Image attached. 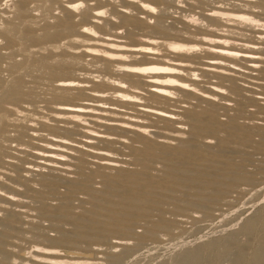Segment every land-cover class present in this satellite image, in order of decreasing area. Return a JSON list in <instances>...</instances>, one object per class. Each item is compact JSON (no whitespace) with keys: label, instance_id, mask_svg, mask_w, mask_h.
<instances>
[{"label":"rangeland","instance_id":"374dc122","mask_svg":"<svg viewBox=\"0 0 264 264\" xmlns=\"http://www.w3.org/2000/svg\"><path fill=\"white\" fill-rule=\"evenodd\" d=\"M74 13L61 0L0 7V176L7 181L0 180V264H35L34 251L46 249L65 253L52 257L57 264H176L185 254L194 264H249L264 254V99L248 91L264 96L262 58L239 70L251 88L235 89L229 108L216 100L215 134L204 126L193 135L186 124L179 135L193 144L189 151L175 150L177 139L161 152H139L138 141L117 151L122 168L139 172L137 187L107 186L108 172L86 153L79 177L96 193L73 195L43 176L36 164L49 140L36 120L47 122L49 110L54 118L58 96L47 65H78V53L61 47L66 38L50 35Z\"/></svg>","mask_w":264,"mask_h":264},{"label":"clouds","instance_id":"9594fccd","mask_svg":"<svg viewBox=\"0 0 264 264\" xmlns=\"http://www.w3.org/2000/svg\"><path fill=\"white\" fill-rule=\"evenodd\" d=\"M61 3L77 13L76 31L62 41L61 47L78 53L77 76L88 87L77 91L71 101L77 106L75 112L62 125L51 120V110L47 122L36 120L41 139L50 141L64 136L65 143L78 142L88 130L85 125L93 128L94 134L103 132L104 129L90 124L91 117L80 115L91 112L93 108L89 105L97 103L102 109L117 107L126 120L131 115L140 118L141 131L144 127L154 131L162 123L152 115L154 109H159L161 115L171 111L182 116L206 109L210 101L219 100L223 104L225 97H218L215 92L224 90L232 95L235 74L231 69L240 64V72H244L241 57L246 51L258 49L264 59V0H77L75 4L61 0ZM0 7L7 8L8 0ZM141 13L145 20L151 14L150 23L156 34H134L137 43L133 45L127 41L132 28L125 20L141 17ZM117 33L124 34L125 52L113 56L108 49L117 46L112 39ZM101 41L103 47L97 54L86 55ZM222 48L226 49L225 55H218ZM208 93L212 94L204 99ZM0 180L7 183L4 176Z\"/></svg>","mask_w":264,"mask_h":264},{"label":"bare ground","instance_id":"6f19581e","mask_svg":"<svg viewBox=\"0 0 264 264\" xmlns=\"http://www.w3.org/2000/svg\"><path fill=\"white\" fill-rule=\"evenodd\" d=\"M69 2L75 4L77 0H69ZM76 14L77 13L72 14V16L70 15V17L66 19L67 21L63 20L62 18L59 19L56 25L58 26L57 31L55 32V34L50 36L52 38L55 37L59 39L64 37L67 38L69 35L73 34L76 31L77 22L74 19ZM142 15L143 14L141 13V17L133 18L131 20H125V23L128 24L130 28H132V32H129L127 34V41H130L133 45L137 43L133 39L134 34H156L152 24L150 23L151 14H149L148 20L143 19ZM123 37V33H117L112 38L117 46L108 49V51L113 56L124 54L125 41ZM101 47H103V41H101L100 45L97 48L88 52L86 55L92 56L97 54ZM225 53L226 49L222 48L218 55H225ZM260 58L261 52L258 49H253L246 51V54L241 57V60L244 62V64L250 67H254L255 63L259 61ZM47 67L56 78L55 89L57 91L56 93L58 94L57 99L52 102L51 106L54 114V118L52 120L53 122H59L62 125L65 121V118L75 112L77 106L71 103V101L76 96L77 91H83L86 87H88V85L86 81L80 79L77 76L79 66L74 62H60L58 60L49 61ZM211 67H216V65H212ZM221 67L224 66L221 65ZM239 70L240 64H237L231 69V72L235 74L232 77L233 91L235 89L247 90L246 88L252 87L249 84H244L241 82V80L243 79L241 78V75L238 74ZM259 83L264 85V81H261ZM212 91L215 92V89H213ZM248 91L251 92L250 97L252 98V100H257L258 98L264 99V96L260 97L259 95H252L253 91L251 89H249ZM211 94L212 93L206 94L204 99H208ZM215 94L218 97H225V100H230L229 97H231L227 95L226 91L224 90H222L221 92H215ZM216 106H219L218 102L210 101V104L206 109L193 110L182 116H177L175 112L171 111L161 115L159 109H154L152 115L161 120L162 123H160L154 131H150L147 127H144L143 131H141L142 122L140 118L131 115L130 118L126 120L117 107L102 109L99 103L94 106L89 105V107H92L93 110L87 113H80V115L91 117L92 119L90 120V124L102 128L104 129V131H98L94 134V129L88 127V125H85L88 130L83 133L82 138L78 142L65 143L64 136L53 137L50 141H48L47 144L43 146L44 149L40 153L41 160L36 165L39 167V170L41 172L47 171L48 174H46L45 172L43 176L48 178L49 181L54 180L55 183L64 182L69 185L68 190L73 195L78 191V189H88L90 192L96 193L98 190L97 188H95L94 186H89V184H86L85 180L80 181L81 179L79 177V174L81 173V168L83 165L81 163L79 154L86 153L97 159L96 162L98 163V167L100 169L108 172V174H105L104 178V181L107 182L106 185L108 184L107 186H110L114 183H124L126 185L130 184L132 187H137L138 185L136 184V182L139 181V179H137L139 172L122 168L120 164L121 160L118 158L119 155H116L119 154L117 151H122L124 147H130L132 149L133 143L138 141L142 144L141 147L137 148L139 152H161L162 150L167 148L166 143L171 141V139H177L179 141V146L175 150L178 149L182 151H189L193 144L189 141H184L181 138L182 135L179 134L185 133V129L188 128L186 127V124H191V130L189 129V131H191L193 135L194 132L196 133V129H200L204 126L206 130L209 129L211 133L215 134V130L218 128L216 127V120L212 116V113L216 109ZM220 106L229 108L228 102H225L223 104L220 103ZM104 112H110L111 115L105 116L103 115ZM103 121H107V123H102ZM220 124L223 125L224 123L220 122ZM220 124L219 126H221ZM41 161L43 163H41ZM113 170H117V174L119 175H111L110 173ZM26 171L31 170L28 167ZM45 184L51 186L53 183L48 182ZM52 186L54 187V185ZM254 223L255 221H250L247 224V229L251 228ZM121 243V241H115V244ZM58 253L65 254L64 252L57 250H35L33 253V259L35 261V264H57L52 257L60 255ZM30 258L31 257H29V259ZM194 262V257L190 256L189 254H185L182 256L179 263L176 264H194ZM249 264H264V254L260 251H257Z\"/></svg>","mask_w":264,"mask_h":264}]
</instances>
